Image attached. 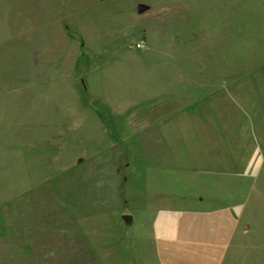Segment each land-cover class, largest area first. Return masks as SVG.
I'll return each mask as SVG.
<instances>
[{
  "label": "rangeland",
  "instance_id": "1",
  "mask_svg": "<svg viewBox=\"0 0 264 264\" xmlns=\"http://www.w3.org/2000/svg\"><path fill=\"white\" fill-rule=\"evenodd\" d=\"M159 42L208 81L218 43L234 45L242 86L256 81L255 150L243 144L230 175L201 164V137L182 120L178 158L128 91L131 67ZM210 122L196 117L189 129ZM105 256L264 264V0H0V264Z\"/></svg>",
  "mask_w": 264,
  "mask_h": 264
},
{
  "label": "crops",
  "instance_id": "2",
  "mask_svg": "<svg viewBox=\"0 0 264 264\" xmlns=\"http://www.w3.org/2000/svg\"><path fill=\"white\" fill-rule=\"evenodd\" d=\"M174 50L175 47H167L163 43L161 45V42L157 46L145 50L143 54L147 56L145 57L146 61L143 60L137 62L133 67L130 66L131 72H136L137 82L130 85L128 91L132 88L136 89L135 100L138 104H145L148 110L152 109L154 120L152 125L157 127L160 133L172 136L173 142H171L170 151L174 150L173 152L178 158L185 157L187 154L186 143L183 144L180 141L182 151L180 150L182 148L174 144L178 140V135L174 131L177 129L179 121L182 120L187 127L185 133L194 135L196 139L198 136L201 137L199 140L202 142V146L197 154V157L202 161L201 164L205 163L209 166L215 164L216 167L221 168L223 173L218 171L220 173L218 176L230 175L226 174L224 168L240 165L242 157L240 151L243 144L247 145L249 152L251 147L253 152L255 150L256 81H253L252 86L249 83L246 90L244 84L242 86L240 58L234 45L225 48L223 44L219 45L218 43L216 77L210 81L201 79L202 66L178 64L175 58L178 53ZM186 51L187 55L192 54L191 49H186ZM158 60H167L168 62L162 65V63H157ZM152 66L159 73L154 74L153 81H150L149 78L143 81V74L148 70L152 71ZM123 70H129V66ZM148 77H150L149 73ZM133 94L129 95L134 97ZM196 117L210 118L215 124L211 125L210 122L205 126L200 125L197 128L198 132L192 133L189 128H193V125L189 122ZM208 132L215 134V138H207ZM184 135L183 133L180 137ZM197 157L194 153L193 158ZM122 257L121 259H123ZM118 258L120 259V257ZM102 262L108 264L106 256Z\"/></svg>",
  "mask_w": 264,
  "mask_h": 264
},
{
  "label": "water",
  "instance_id": "3",
  "mask_svg": "<svg viewBox=\"0 0 264 264\" xmlns=\"http://www.w3.org/2000/svg\"><path fill=\"white\" fill-rule=\"evenodd\" d=\"M149 8V5L145 4V3H138L136 10L138 13H143L144 11H146ZM123 221L126 224H130L132 216L130 214H125L122 216Z\"/></svg>",
  "mask_w": 264,
  "mask_h": 264
},
{
  "label": "built area",
  "instance_id": "4",
  "mask_svg": "<svg viewBox=\"0 0 264 264\" xmlns=\"http://www.w3.org/2000/svg\"><path fill=\"white\" fill-rule=\"evenodd\" d=\"M139 46H141V45L139 44Z\"/></svg>",
  "mask_w": 264,
  "mask_h": 264
}]
</instances>
